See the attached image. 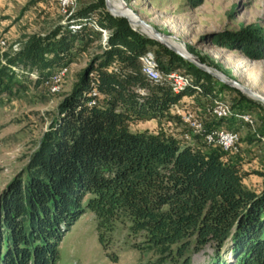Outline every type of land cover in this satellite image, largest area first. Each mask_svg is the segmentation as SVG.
I'll use <instances>...</instances> for the list:
<instances>
[{"label": "trees", "instance_id": "16d2710c", "mask_svg": "<svg viewBox=\"0 0 264 264\" xmlns=\"http://www.w3.org/2000/svg\"><path fill=\"white\" fill-rule=\"evenodd\" d=\"M99 8L101 17L95 13ZM72 19L78 30L64 26L49 37L33 38L19 55L36 74L34 84L43 85L69 67L77 53L99 43L91 21L115 31L108 48L91 60L59 105L24 170L0 194V264H58L60 242L85 210L96 220L104 249L117 224L128 222L130 232L159 256L155 264H192L193 256L206 249L211 250L206 264H264V182L258 192L249 189L242 164L201 136L182 144L163 131L130 130L136 121L180 124L172 107L184 98H208L212 87L203 79L211 77L133 31L125 19L110 16L103 0ZM230 39L227 48L238 41L257 47L259 41ZM153 46L164 73L185 64L196 76L178 95L142 75L139 59ZM254 51L253 58L261 56ZM9 73L0 67V84L5 77L11 80ZM93 89L97 97L91 96ZM91 100L95 103L88 106ZM199 116L206 131L232 120ZM227 129L235 132L231 125Z\"/></svg>", "mask_w": 264, "mask_h": 264}, {"label": "rangeland", "instance_id": "374dc122", "mask_svg": "<svg viewBox=\"0 0 264 264\" xmlns=\"http://www.w3.org/2000/svg\"><path fill=\"white\" fill-rule=\"evenodd\" d=\"M31 1L0 0V38L5 41V46H0V67L9 70L12 76L11 80L5 77L4 83L0 84V194L24 170L42 134L58 115L59 105L72 93L91 60L108 48L115 31L103 27L106 44L99 42L85 52L77 53L68 67L60 93L51 95L42 85L34 84L30 76L32 73L18 57L33 38L49 37L64 27L67 14L62 13L59 0H39L33 4ZM122 1L138 19L175 41L177 46L184 47V51L203 61V65L221 72L264 98V0ZM99 3L100 0H76L71 16ZM104 8L107 12L105 2ZM96 12L100 17L103 16L101 8ZM126 22L133 31L149 39L140 28ZM238 37H254V40H259L257 47L249 48L243 41L237 42L243 49L236 44L231 48L224 46L230 44V38ZM157 49V46H153L149 51L155 55ZM252 50L258 51L261 56L253 58L250 53ZM178 71L186 73L191 79L196 78L185 64ZM203 81L212 87L211 95L208 98L193 97L191 100L195 104L188 105V108L198 115L204 114L206 119V110L214 102H221L233 114H238L237 110H244L251 116L252 125L232 118L229 122L223 121L221 126L231 125L239 134L240 151L232 155L231 159L241 163L249 173L244 184L251 190L260 191L264 178L255 172L264 173V104L216 78ZM130 130L152 134L163 131L180 143H186L181 139L186 130L179 123L136 121L130 124ZM129 226L128 222L125 225L117 224L112 241L104 249L98 241L96 220L90 211L85 210L64 234L59 245L58 264H155L159 256L146 247L143 237L132 234ZM229 252L227 247L224 256L228 259ZM207 254H211L210 249L194 255L192 264H206ZM164 264L171 263L167 261Z\"/></svg>", "mask_w": 264, "mask_h": 264}, {"label": "built area", "instance_id": "2783aa9c", "mask_svg": "<svg viewBox=\"0 0 264 264\" xmlns=\"http://www.w3.org/2000/svg\"><path fill=\"white\" fill-rule=\"evenodd\" d=\"M60 9L63 14H67V21L65 26L71 31L79 29V25L73 21L71 16V9L74 7L76 0H59ZM94 31L100 33L99 42L106 44L107 40L104 39L105 30L100 27L95 21H91L88 24ZM0 46H5V41L0 38ZM141 64V73L146 80L152 84L165 83L167 84L172 92L176 95L184 91L190 86L192 79L184 74L183 72L174 71L170 73H164L160 68L154 55L150 52L144 54L139 59ZM111 68L109 69V71ZM68 67L62 68L50 75L44 82L43 87L51 95H57L61 91V86L65 76L67 75ZM31 78L37 79L35 73L30 74ZM140 95H145L146 92L143 89H137ZM92 97H97L98 94L95 89L91 92ZM95 103L91 100L88 106H92ZM186 106H182V101L172 107L171 113L178 117L180 125L186 130L181 136L184 142H191L194 135L201 136L206 145L211 147L220 148L223 152L229 155H236L240 151L241 138L237 132L230 131L226 128H216L206 131L203 118L197 114L196 111L188 108L189 103H185ZM206 114L214 120H225L235 118L239 122L252 125V118L246 113L233 114L231 110L221 102H214L207 110Z\"/></svg>", "mask_w": 264, "mask_h": 264}, {"label": "water", "instance_id": "95a60500", "mask_svg": "<svg viewBox=\"0 0 264 264\" xmlns=\"http://www.w3.org/2000/svg\"><path fill=\"white\" fill-rule=\"evenodd\" d=\"M105 2V6H106V10L107 12L114 16V17H119V18H124L126 19L129 24L131 25H134L133 23H131V21L123 14H118V13H114L112 12L109 8H108V5H107V0H104ZM124 2V1H123ZM124 7L126 10H130L129 7L127 6V4L124 2ZM131 11V10H130ZM137 26H140V27H145L147 29L150 30V32L152 33V37H148L149 39L151 40H154L156 42H158L159 44H161L162 46H164L165 48H167L168 50L172 51L173 53H175L176 55L180 56L181 58L187 60L188 62H190L191 64H193L194 66H196L199 70L203 71L204 73L208 74L209 76L213 77V78H216L218 81H220L221 83L229 86V87H232V88H235V89H238L240 90L242 93L244 94H247L249 96H251L253 99H256L258 100L259 102L263 103L264 104V98L260 95H258L257 93L239 85L238 83H236L235 81L233 80H230L229 78H227L225 75H223L221 72H218L217 70H214L212 68H209L207 67L206 65H203L199 60H197L195 57H193L191 54H187L184 55L182 53H180L178 50H176L174 47H172L171 45H168L164 39L166 36H164L163 34H160L159 32H157L156 30H154L152 27H150L148 24H146L145 22H143L142 20H137L136 21V24ZM168 38V37H166ZM216 73L220 74L222 77L219 78L216 76Z\"/></svg>", "mask_w": 264, "mask_h": 264}, {"label": "bare ground", "instance_id": "6f19581e", "mask_svg": "<svg viewBox=\"0 0 264 264\" xmlns=\"http://www.w3.org/2000/svg\"><path fill=\"white\" fill-rule=\"evenodd\" d=\"M107 5L108 8L114 12V13H118V14H123L125 15L130 21L131 23H133L134 27L140 28L141 32L143 34H145L148 37H152V33L150 32L149 29L145 28V27H140L135 25L136 21L139 20L130 10H126L124 7V2L122 0H107ZM141 34V33H140ZM164 41L168 44L171 45L172 47H174L176 50H178L180 53L184 54L187 56L188 52L184 51L186 50L184 47V49L180 46H177L171 39H168L165 37ZM177 43V42H176ZM216 76L221 78L222 76L218 73H216Z\"/></svg>", "mask_w": 264, "mask_h": 264}, {"label": "crops", "instance_id": "0c3cea01", "mask_svg": "<svg viewBox=\"0 0 264 264\" xmlns=\"http://www.w3.org/2000/svg\"><path fill=\"white\" fill-rule=\"evenodd\" d=\"M191 99H193V97H190V98H184L183 100H182V103H189V104H191V105H193V104H195V102L193 101V100H191ZM196 110L198 109V108H195ZM227 127H229V125L227 124V125H225V126H219L218 128H226L227 129ZM233 127V126H232Z\"/></svg>", "mask_w": 264, "mask_h": 264}]
</instances>
